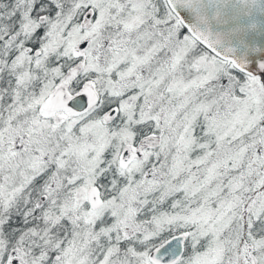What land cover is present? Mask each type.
<instances>
[{"label": "snow or ice", "instance_id": "obj_1", "mask_svg": "<svg viewBox=\"0 0 264 264\" xmlns=\"http://www.w3.org/2000/svg\"><path fill=\"white\" fill-rule=\"evenodd\" d=\"M193 0H0V264H264V53Z\"/></svg>", "mask_w": 264, "mask_h": 264}, {"label": "water", "instance_id": "obj_2", "mask_svg": "<svg viewBox=\"0 0 264 264\" xmlns=\"http://www.w3.org/2000/svg\"><path fill=\"white\" fill-rule=\"evenodd\" d=\"M181 11L221 54L249 61L264 53V0H193Z\"/></svg>", "mask_w": 264, "mask_h": 264}]
</instances>
